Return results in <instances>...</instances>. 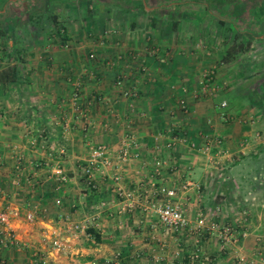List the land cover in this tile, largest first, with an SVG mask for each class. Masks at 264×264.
<instances>
[{
	"label": "crops",
	"instance_id": "1",
	"mask_svg": "<svg viewBox=\"0 0 264 264\" xmlns=\"http://www.w3.org/2000/svg\"><path fill=\"white\" fill-rule=\"evenodd\" d=\"M248 5L0 0V207L16 212L7 224L13 241L0 233V264H113L114 254L120 264H264V132L239 117L245 105L259 111L257 86L231 85L245 69L234 65L242 44L236 50L233 33L242 32L238 16ZM214 135L224 154L202 151ZM90 142L106 144L110 163L93 172L89 190L79 167ZM58 167L66 175L60 183ZM150 181L178 189L172 199L190 227L181 242L150 208L159 198ZM117 187L138 194L130 210L117 211ZM100 200L105 205L94 209ZM86 217V227L71 228ZM234 219L245 232L237 241L209 228ZM199 232L220 236L209 244L212 256H163L171 242L184 246ZM54 237L65 246L54 248Z\"/></svg>",
	"mask_w": 264,
	"mask_h": 264
},
{
	"label": "built area",
	"instance_id": "2",
	"mask_svg": "<svg viewBox=\"0 0 264 264\" xmlns=\"http://www.w3.org/2000/svg\"><path fill=\"white\" fill-rule=\"evenodd\" d=\"M204 78L206 80L209 79L210 74L205 72L204 73ZM116 83L119 84V80L115 81ZM126 92V91H124ZM77 96V87H74L72 92H71V97L72 99L75 100ZM226 105L225 100H221L219 102V107L222 108ZM208 138L205 139L203 145H202V151L208 152L210 148L213 146L214 149V154L219 155V154H224L225 149L222 147V137L219 135H214V136H207ZM240 146H244L247 144L246 139H242L239 142ZM63 148H59L60 152H63ZM118 157L123 159L126 157V149L121 148L120 151L118 152ZM110 163V157H109V152L106 144L102 142H90L88 144V152L87 156L84 158L83 163L79 167V173L81 176V180L83 182V186L86 189H92L94 187V181H93V172L97 170L103 169L105 166H107ZM162 160L161 159H156L154 161V167H153V173H158L159 172V167L161 166ZM55 173L57 175V181L63 182L66 180V175L62 171L61 168H56ZM150 188L152 189V192L155 195H158L159 198H156L155 200H150L149 206L152 209V211L155 213L156 218L159 222V224L162 226L163 229L168 231L171 236L173 234H178L186 231L187 229L189 230V220L185 214L184 208L173 200L172 198L176 195L177 193V188L172 187V186H167L165 184L159 183L155 184L154 181H150ZM59 185V184H58ZM182 188H185V185H181ZM117 193L121 194V200L117 204V211L119 212H125L130 210L136 203H137V193H129V192H124V195L121 193V190L119 187L116 188ZM55 202L58 203L59 199L56 198ZM105 205V202L103 200H100L96 202L93 205L94 209H101ZM10 213L16 214L15 211H10L6 207H0V224L2 225L0 227V233L2 232L4 234V237L6 240L12 242L13 241V235L10 231V228L7 226L8 221H9V215ZM26 218H31L32 213L31 212H26L25 214ZM91 217H86L84 219V223L81 222H73L70 224L71 228L73 230H80L86 227L85 221H90ZM198 224L202 222L201 218L197 219ZM236 223L237 220L234 219V224H222L217 227L214 221H211L209 223V228H219L223 234L228 235V238L230 237L231 241H237L239 236L244 235V230H239L236 228ZM4 226V227H3ZM199 228V226H198ZM200 233V232H199ZM51 243L54 248L61 249L65 246V241L64 239L60 237H54L51 239ZM113 264H120V260L118 259L117 255L114 254L112 258L110 259Z\"/></svg>",
	"mask_w": 264,
	"mask_h": 264
},
{
	"label": "rangeland",
	"instance_id": "3",
	"mask_svg": "<svg viewBox=\"0 0 264 264\" xmlns=\"http://www.w3.org/2000/svg\"><path fill=\"white\" fill-rule=\"evenodd\" d=\"M204 1V0H203ZM230 1V0H229ZM233 1V0H231ZM247 1V5L249 3L250 10L246 9V13L238 16L240 17L239 24L237 26L241 27L242 32L238 33L235 31L234 42L237 45L242 44L239 48V53L236 55L235 66L242 68L245 66V69H241L239 73H235V78L232 80V86L235 88L234 90H238L242 86L247 87L250 85L251 87L257 86L256 90H254V97L258 95L259 101H257L256 108H259V111H255V108L251 105H245L241 109L240 112L245 111L241 116V119H244L246 122L253 124L254 120L258 121V124L261 125L259 130L263 129L264 132V37L259 40L258 38H254L258 33L262 32L264 35V0H245ZM222 13H227L229 10L227 8L220 9ZM219 10V11H220ZM249 12V13H248ZM245 23V25H244ZM224 33L228 34L229 37H232V31H225ZM245 35L246 37H243ZM249 38V40L247 39ZM241 38V39H240ZM244 38V39H243ZM232 42V40H229ZM203 44V43H201ZM237 52V51H236ZM259 85V87H258ZM258 104V105H257ZM234 105V104H232ZM236 107H242V105H236ZM249 108L251 111L249 112ZM256 122V121H255ZM255 124V123H254ZM242 166V165H240ZM185 232L173 234L177 242H181V239L184 238ZM203 234V233H202ZM202 234L198 233L194 236H191L188 243H191V246L187 247L186 245H181L179 247L178 244L171 242L169 249L164 251L163 256L169 258H188L189 260L201 261L212 256L213 254L210 251V242L217 241L218 235L215 236V239L210 241V239H206ZM204 235H209L205 233ZM225 240L226 238H222ZM171 240V239H170ZM230 241V237L228 239ZM235 243V242H233ZM212 244V243H211ZM175 246V247H174ZM225 247L220 246L219 250ZM162 254V250L158 255ZM158 257V256H157ZM240 260V259H239Z\"/></svg>",
	"mask_w": 264,
	"mask_h": 264
}]
</instances>
